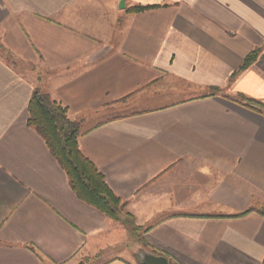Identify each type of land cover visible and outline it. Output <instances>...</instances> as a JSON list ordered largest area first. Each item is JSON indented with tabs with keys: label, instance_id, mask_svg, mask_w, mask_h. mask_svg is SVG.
<instances>
[{
	"label": "crops",
	"instance_id": "crops-1",
	"mask_svg": "<svg viewBox=\"0 0 264 264\" xmlns=\"http://www.w3.org/2000/svg\"><path fill=\"white\" fill-rule=\"evenodd\" d=\"M119 1L0 0V264H131L27 126L35 89L150 246L264 264V0Z\"/></svg>",
	"mask_w": 264,
	"mask_h": 264
},
{
	"label": "trees",
	"instance_id": "trees-1",
	"mask_svg": "<svg viewBox=\"0 0 264 264\" xmlns=\"http://www.w3.org/2000/svg\"><path fill=\"white\" fill-rule=\"evenodd\" d=\"M153 7L134 6L127 9V13H140ZM256 52L248 56L242 65V69L252 63ZM237 102L249 109H256L260 105L252 100L239 97ZM27 126L34 129L43 139L51 155L58 162L66 174L69 186L76 197L89 206L112 219L124 227L127 234L146 247L143 234L147 230L138 227L132 216L125 211L126 202L117 197L108 187L103 175L86 158L78 147L80 134L79 123L67 118L65 108L52 101L48 94L35 89L32 92L27 106ZM170 264H179L167 255Z\"/></svg>",
	"mask_w": 264,
	"mask_h": 264
},
{
	"label": "rangeland",
	"instance_id": "rangeland-1",
	"mask_svg": "<svg viewBox=\"0 0 264 264\" xmlns=\"http://www.w3.org/2000/svg\"><path fill=\"white\" fill-rule=\"evenodd\" d=\"M145 240V239H144ZM145 245L147 248H145L148 252H157L160 254V251L156 250L152 246H150L146 241ZM140 248H144V246L138 242L137 240L132 237V235H127L126 239L118 246H115L112 248V250L108 249L107 252L110 253L108 256H105L103 259L110 258V257H122L129 261L131 264H138L136 254L139 252ZM165 255V254H163ZM168 258H171L168 256ZM85 264V263H84Z\"/></svg>",
	"mask_w": 264,
	"mask_h": 264
},
{
	"label": "water",
	"instance_id": "water-1",
	"mask_svg": "<svg viewBox=\"0 0 264 264\" xmlns=\"http://www.w3.org/2000/svg\"><path fill=\"white\" fill-rule=\"evenodd\" d=\"M125 0H120L118 4L119 9H124ZM138 264H170L165 256L155 255L146 251L143 248L139 249V252L136 254Z\"/></svg>",
	"mask_w": 264,
	"mask_h": 264
}]
</instances>
